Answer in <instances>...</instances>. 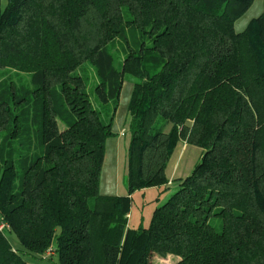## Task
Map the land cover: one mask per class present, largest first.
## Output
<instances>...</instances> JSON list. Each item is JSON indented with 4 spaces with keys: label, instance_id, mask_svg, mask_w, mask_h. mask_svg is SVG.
I'll use <instances>...</instances> for the list:
<instances>
[{
    "label": "trees",
    "instance_id": "16d2710c",
    "mask_svg": "<svg viewBox=\"0 0 264 264\" xmlns=\"http://www.w3.org/2000/svg\"><path fill=\"white\" fill-rule=\"evenodd\" d=\"M253 0H0V264H264V11ZM144 37L136 48L125 31ZM127 52L114 57V41ZM89 62L104 116L77 72ZM134 77L124 195L99 193L121 77ZM54 96L69 111L60 126ZM201 149L184 177L168 163ZM177 189L147 226L131 195ZM7 233H13L18 247Z\"/></svg>",
    "mask_w": 264,
    "mask_h": 264
},
{
    "label": "rangeland",
    "instance_id": "374dc122",
    "mask_svg": "<svg viewBox=\"0 0 264 264\" xmlns=\"http://www.w3.org/2000/svg\"><path fill=\"white\" fill-rule=\"evenodd\" d=\"M264 11V0H253L251 6L244 11L234 22V31L241 32L245 29L248 23L257 18ZM127 41L131 47L136 48L137 45L144 40L149 43V39L142 35L135 28H127L125 31ZM112 48L114 57L122 56L127 52V45L123 39L117 38ZM77 72L83 75L85 79V91L89 94L92 104L98 108L106 117L113 112V97L107 102H100L96 96L95 86L98 79L94 75V70L89 62H85L77 69ZM122 85L119 93L118 103L115 116L112 122L113 135L109 136L105 142V157L103 161L102 171L99 180V193L103 195H124L126 194L125 174H126V151L130 138L128 127V111L127 106L131 96L134 77L129 74H124L122 77ZM56 106L59 111L60 126L65 125L69 120V111L66 110L63 102L54 96ZM182 142L174 151L167 167V174L170 176L172 165L178 161L181 162L179 176H186L193 169L194 165L199 160V148L188 146L186 151L180 154ZM172 179V178H171ZM177 189V184L174 182L168 188L151 187L144 190L136 191L131 195L130 212L128 214V226L137 228L139 225L147 226L152 211L162 203ZM9 242L14 247H18L19 243L13 233H7ZM24 259L30 264H56V257L49 259L48 257L34 258L26 254ZM172 262L173 260H154L153 264H161L164 262Z\"/></svg>",
    "mask_w": 264,
    "mask_h": 264
},
{
    "label": "crops",
    "instance_id": "0c3cea01",
    "mask_svg": "<svg viewBox=\"0 0 264 264\" xmlns=\"http://www.w3.org/2000/svg\"><path fill=\"white\" fill-rule=\"evenodd\" d=\"M128 121H129V118H128ZM190 146L188 144H186L185 142H182V145H181V149H180V154H182L181 152H185L187 147ZM195 147V146H194ZM200 154H201V149L199 150V153L196 152V155L200 157ZM180 165H181V162L178 163V161H176L173 165H172V169H171V173H170V179H176V178H180L181 176H179V172H180ZM183 177V176H182Z\"/></svg>",
    "mask_w": 264,
    "mask_h": 264
},
{
    "label": "built area",
    "instance_id": "2783aa9c",
    "mask_svg": "<svg viewBox=\"0 0 264 264\" xmlns=\"http://www.w3.org/2000/svg\"><path fill=\"white\" fill-rule=\"evenodd\" d=\"M2 226H0V228H1Z\"/></svg>",
    "mask_w": 264,
    "mask_h": 264
}]
</instances>
